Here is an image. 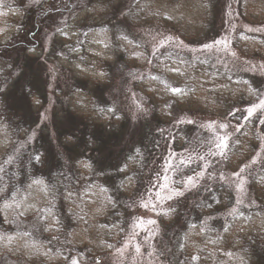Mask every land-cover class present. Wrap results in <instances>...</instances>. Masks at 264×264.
<instances>
[{"label": "trees", "instance_id": "1", "mask_svg": "<svg viewBox=\"0 0 264 264\" xmlns=\"http://www.w3.org/2000/svg\"><path fill=\"white\" fill-rule=\"evenodd\" d=\"M81 1L60 0L54 9L66 12L83 9V6L76 7ZM186 1L167 0L176 8ZM192 1L190 14L193 18L170 22L165 19L166 29L194 45L219 38V0ZM145 8H133V19H148L149 16L143 13ZM48 11L44 6L37 10L35 26L43 22L41 19ZM238 12L247 22L264 23V0H238ZM29 26L28 23L21 24V30L12 42L0 45V51H3L0 60L17 65L13 75H6L8 69L0 72V123L7 126L8 136L14 143L33 133L38 121L33 100L35 95L44 94L42 85L37 86L38 81L42 83L40 76L30 69L37 61L32 58V63L31 59L23 63L26 44L29 43V48L37 46V37L34 40L27 31ZM26 33L29 34L27 40L17 41L18 36ZM129 39L138 44L136 38ZM256 40L259 39L238 30L233 36V46L243 58L264 62V47L258 46ZM119 48L122 65L149 71L131 83V89L145 95L151 107V113L140 120L139 132L134 131V135L129 136L131 119L104 97L109 84L96 81L95 87L86 90L89 109L85 112L66 106L63 99L67 98L58 97L55 114L74 119L72 131L63 132L68 126L53 128L56 144L50 140L48 131L39 130L34 155L23 152L9 167L0 171V204L23 195L28 184L42 179L49 194L48 206L65 221L55 229L57 251L68 260L79 255L98 262L124 243L134 217L133 207L154 186L152 178L161 175L155 172L151 162L169 147L178 153L189 148H193V153L211 149L218 127L227 123L231 125L230 131L226 132L231 143L220 162L222 167L216 162L209 168L210 186L167 201L165 210L159 215L161 232L155 249L164 260L175 259L176 264H264V108L253 119L246 117L247 108L264 98L260 79L249 73L235 74L213 66V62L202 57L192 58L174 50L161 51L151 57L146 50H134L124 43ZM176 64L180 67V81L189 82L193 90L191 87L181 91L169 89L157 77L158 74L162 78L167 68ZM73 80V93L80 87L86 88L87 84H79V77ZM60 91L64 93L65 89ZM168 98L179 104L174 108L167 106ZM183 113L205 120V126L200 129L183 125L179 121ZM258 155L260 158L254 160ZM37 158L42 160L37 163ZM180 170L182 174H178ZM201 170L199 163L177 164L173 186L182 188L178 178L194 176ZM239 170H246L256 187L251 188L252 203L240 207L220 178L228 171ZM94 191L100 194L101 200L97 216L101 241L87 249L70 241L71 234L88 220L82 214L86 197ZM11 232V227L0 217V234Z\"/></svg>", "mask_w": 264, "mask_h": 264}, {"label": "rangeland", "instance_id": "2", "mask_svg": "<svg viewBox=\"0 0 264 264\" xmlns=\"http://www.w3.org/2000/svg\"><path fill=\"white\" fill-rule=\"evenodd\" d=\"M59 1L0 0V45L12 42L21 30V24L30 25L27 31L34 40L37 37V46L29 48V43L26 44L27 51L23 53L25 56L23 63L30 59L32 63V58L37 61L34 63L36 66L30 69L40 76L42 83L38 81L37 86L42 85L44 93L35 95L33 100L38 121L28 138L14 143L8 136L7 126L0 123V171L9 167L23 152L34 155L41 128L48 131L52 143H56L57 139L53 132L56 126L58 129L68 126L63 132H71L75 120L63 114H55L57 98H67L63 99L66 106L85 112L89 109V99L85 92L95 87L96 81L106 86L109 84L104 97L131 119L129 136L139 132L140 120L151 113V107L147 104L145 95L131 89V83L149 71L133 69L119 62V46L123 43L134 50H146L151 57L161 51L174 50L192 58L202 57L207 62H213V66H219L235 74L237 72L256 75L261 81L264 94V62L243 58L233 46V36L239 30L258 38L255 43L263 48L264 23L253 24L241 18L238 0L218 1L217 21L221 34L219 38L203 45L184 42L174 32L166 29L164 22L165 19L169 22L192 19L193 16L190 14L193 11L192 0H187L178 8L170 5L167 0H82L76 7L85 8L70 12L56 11L54 7L60 3ZM41 6L48 8L49 11L41 19L43 22L35 26L36 12ZM145 6L147 8L143 13L149 16L148 19H133L132 9H142ZM28 35L26 33L24 36H18L17 41L27 40ZM132 37L137 39L138 44L131 42L129 38ZM6 63L4 60L0 62V72L8 69L6 75H13L17 65ZM179 70L177 64L171 65L167 68L166 75L163 74L161 78L157 74V77L169 89L181 91L191 87L193 90L189 82L180 81ZM31 74L34 76V73ZM74 77L81 79L79 84L80 82L87 84L86 88L80 87V90L73 93L74 83L71 85V82L74 81ZM79 84L77 83L78 86L81 85ZM60 89H65L64 93ZM67 92L69 95H66ZM178 104L170 98L166 101L169 107L174 108ZM263 108L264 98L247 108V119H253ZM179 121L183 125L198 128L204 127L206 123L205 120L189 113H183ZM230 128L231 125L227 123L218 127L213 147L209 150L193 153V148H189L178 153L169 147L165 153L162 152L151 162L152 167L156 168L155 172L161 175L152 178L154 186L150 187L146 197L133 207L134 217L127 228L124 243L98 262L80 258L79 255L68 260L57 251L55 229L65 224L64 218H58L48 206L49 194L43 180L32 181L26 186L23 195H17L15 199L0 204V217L12 231L0 234V264H176L175 259L164 260L162 254L155 249L157 245L155 242L161 232L159 215L165 210L167 201L185 195L191 190L210 186L209 168L216 162L222 167L220 162L223 161L231 143L230 136L226 135ZM258 158L260 155L254 160L257 161ZM41 160L37 158V163ZM183 162L199 163L202 170L194 176L178 178L177 181L182 188H175L172 184L174 167ZM178 174H182V170L178 171ZM220 178L230 188L238 207L249 205L247 202L252 203L251 188L256 187L253 186L254 182H250L246 170L228 171L225 175H220ZM98 197L100 198V194L95 191L86 197L87 204L82 217L84 215L88 220L71 234L72 244L88 249L95 242L101 241L97 222L101 200Z\"/></svg>", "mask_w": 264, "mask_h": 264}]
</instances>
